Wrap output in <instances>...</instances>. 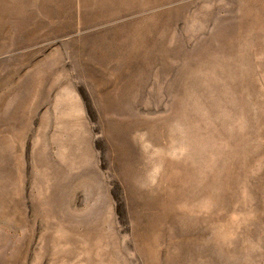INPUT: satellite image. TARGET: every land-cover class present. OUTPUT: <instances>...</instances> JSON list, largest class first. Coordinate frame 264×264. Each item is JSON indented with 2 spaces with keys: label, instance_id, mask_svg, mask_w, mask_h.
Here are the masks:
<instances>
[{
  "label": "rangeland",
  "instance_id": "rangeland-1",
  "mask_svg": "<svg viewBox=\"0 0 264 264\" xmlns=\"http://www.w3.org/2000/svg\"><path fill=\"white\" fill-rule=\"evenodd\" d=\"M0 264H264V0H0Z\"/></svg>",
  "mask_w": 264,
  "mask_h": 264
}]
</instances>
